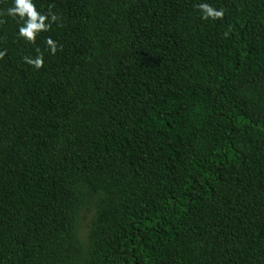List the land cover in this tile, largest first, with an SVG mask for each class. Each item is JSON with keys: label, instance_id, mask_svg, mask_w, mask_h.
Masks as SVG:
<instances>
[{"label": "trees", "instance_id": "16d2710c", "mask_svg": "<svg viewBox=\"0 0 264 264\" xmlns=\"http://www.w3.org/2000/svg\"><path fill=\"white\" fill-rule=\"evenodd\" d=\"M33 3L30 43L0 0V264H264V0Z\"/></svg>", "mask_w": 264, "mask_h": 264}, {"label": "clouds", "instance_id": "9594fccd", "mask_svg": "<svg viewBox=\"0 0 264 264\" xmlns=\"http://www.w3.org/2000/svg\"><path fill=\"white\" fill-rule=\"evenodd\" d=\"M198 7L203 13V19H220L224 15L223 9L216 10L207 3H201ZM6 14L13 17L19 16L21 19L27 17L23 26L19 28V36L30 43H35L37 34L43 31H48L51 27V22H55L59 19L55 14L49 13L48 15H44L38 12L33 0H14V7L9 8ZM0 15H4V13H0ZM46 21L49 22L46 23ZM3 22L4 21H0V23ZM224 35L227 36L228 33L225 32ZM46 44L54 55L58 50L57 43L49 37L46 40ZM37 53L38 55L34 59L31 57H23V59L25 63L36 69H40L43 67L44 63L43 54L39 53V49H37ZM5 54L4 51H0V59H2Z\"/></svg>", "mask_w": 264, "mask_h": 264}, {"label": "rangeland", "instance_id": "374dc122", "mask_svg": "<svg viewBox=\"0 0 264 264\" xmlns=\"http://www.w3.org/2000/svg\"><path fill=\"white\" fill-rule=\"evenodd\" d=\"M92 213L84 208L78 218V233L83 241H86L88 234V225Z\"/></svg>", "mask_w": 264, "mask_h": 264}]
</instances>
